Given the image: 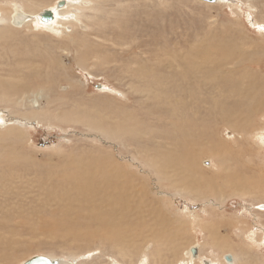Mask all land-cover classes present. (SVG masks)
<instances>
[{"label": "rangeland", "instance_id": "374dc122", "mask_svg": "<svg viewBox=\"0 0 264 264\" xmlns=\"http://www.w3.org/2000/svg\"><path fill=\"white\" fill-rule=\"evenodd\" d=\"M84 12L87 32L71 28L65 39L50 30L0 26V120L11 124L9 130L0 125V178H15L9 190L0 185V264H23L37 255L60 264H177L193 244L199 246L196 264L229 253L235 264H264V138L256 136L264 130V0H95ZM175 52L194 54L195 61L206 55L209 65L201 69L216 79L203 86L178 76L175 84L168 67ZM241 53L251 61L234 65ZM187 88L218 104L190 108L201 124L195 134L208 145L198 147L196 178L179 185L160 179L153 165L159 152H175L173 140L180 137L167 97L158 96L165 91L173 98ZM235 91L239 95L232 93L236 98L222 112L224 124L220 107ZM245 114L252 119L243 125ZM85 162L98 170L87 192L106 190L97 198L108 205L109 195L117 203H141L123 223L133 224L140 213L150 227L127 232L124 226L123 241L132 240L126 246L116 245L121 215L108 218L110 232H97L82 207L69 221L61 218L54 205L59 196L41 189L44 177L59 179ZM105 175L110 184L102 183ZM76 195L65 198L70 208L85 202ZM215 237H221L218 245ZM127 246L138 252L122 255L119 249Z\"/></svg>", "mask_w": 264, "mask_h": 264}, {"label": "bare ground", "instance_id": "6f19581e", "mask_svg": "<svg viewBox=\"0 0 264 264\" xmlns=\"http://www.w3.org/2000/svg\"><path fill=\"white\" fill-rule=\"evenodd\" d=\"M2 1L3 0H1V2ZM25 1H27L28 3L22 2L21 0H6L5 3H3L4 6H2L0 3V26H2V25L7 26L14 31H18V30L26 28V29H29L30 31L38 30L41 33L44 32V29H45V30H50L53 34H56L59 38L65 39V38L70 37V34H68L69 33L68 30H70L71 28L72 29L78 28L83 33L87 32L89 27L87 24L82 23L81 18L83 16H85V12H84L85 6L89 5L91 2H93L95 0H58L56 3L49 1V2H47V4L42 3L41 0H25ZM61 1H64V5L60 7L59 3ZM229 1H231V0H221L217 3H222V2L227 3ZM45 10H50L53 12V14H54L53 22H47V23L41 22L40 16ZM32 17H35V20H32ZM259 28H261V27H259ZM3 31H4V29H3ZM261 35H263V34H261ZM60 49H63V51H65L64 50L65 48H60ZM172 54H170L168 56V57H171V60L168 62L169 63L168 67L171 69V74H172L170 79H172V81H174V83H175V81H179L178 76H180L183 80L190 79L192 81H195L197 84L201 83V84H203V86H209L210 81L212 82L216 79L217 75L214 74V75L209 77L210 72H208L207 70L201 69V68H206L209 65V61L207 59L208 57L206 55H204L199 61H195L194 54H188L189 57L187 54L180 55L176 52L174 53V55H172ZM238 56H239L238 57L239 60L237 62L234 61L233 62L234 65L239 66V65L246 63L247 61L250 60V59L245 60L246 57L244 56L243 53H241V55H238ZM54 57H55V55H54ZM179 57L183 58V60L178 59ZM61 63H60V65H61ZM211 65L215 66V64L212 62H211ZM217 66H220V65H217ZM141 72H142V70H140V69L137 71V73H141ZM173 73H177V75H175ZM233 76H234V72H233ZM15 80L19 82L22 80V78H21V76H19V77H16ZM14 81L12 83H10V91H12V92L16 91L15 85H17V84ZM175 84H177V83H175ZM189 86H190V82H188V84H187V87H189ZM249 87H251V85H249ZM179 88H181V87H179ZM1 91H4L6 93L7 89L1 88ZM179 93L180 94L177 93L178 95H176V96L172 95L173 98H170V94L163 91L158 96L159 101L162 99H165L167 97L166 101L169 104L168 112L170 114H172L176 119V122L174 125L176 127H178L177 132L180 133V135H179L180 137L177 140H173V144H174L173 148H174L175 152L172 153L169 149H167V152H165V153L159 152L157 154V156L155 155L156 156L155 160H153L151 158L150 159L153 160V165L157 168L158 176H160V179L167 178V179L172 180L173 184L178 183L179 185L180 184L185 185L186 182L189 183V180L196 178L197 173H199L198 169L201 170V167H199V164L197 163V158L199 157V155L203 151V149L202 148L199 149L198 147H200L202 145L204 148H206V146L208 145V142L202 143L204 138L201 141L200 135L195 134L197 132L196 128H200L201 124L200 125L197 124V120H196L197 115L192 113L190 111V108H197L200 106L199 104H208V105L215 107L218 104V100L213 98L210 94L205 96L204 99H199V98H197L195 91L192 90V92H191V89H189V88L183 89V90L179 91ZM232 93L235 94V93H237V91L229 92L228 99H226L225 102L223 104H221L220 116H222L223 119L220 118V120L222 123H224V122L227 124L229 123L225 118L227 116H225L222 112L228 111V110H226L227 107L229 108V106L226 107L227 101H229V99L232 97H233V99L236 98L235 96H233ZM181 94H184V95H181ZM235 95L237 96L239 94H235ZM249 98H251V97H249ZM236 105H237V103H236ZM232 108H233V106H232ZM235 112H237V111H235ZM209 114L210 113L203 114L202 117L206 118L207 115L209 116ZM35 117L38 118L39 113ZM214 118L217 119V117H214ZM245 118L247 120H244L245 122L243 125H246L245 123L248 124L249 119H252L251 116L248 117L247 114H245ZM204 120H206V119H204ZM1 122L5 123L4 118H3V120L2 119L0 120V125L2 124ZM5 125L8 126L7 123H5ZM95 125L97 127H100V125L98 123H95ZM10 127H11V124L6 129L9 130ZM122 132H124L122 129L119 132H117V130H116V133L114 134V136L120 137L121 136L120 133H122ZM263 133H264V130H263V132L259 131L256 134V136H258V137L261 136L264 138ZM207 139H208V137H207ZM77 161H76V163H77ZM81 161H83V160H81ZM81 161H79L78 164L81 163ZM227 161H229V160H227ZM203 162L204 161H202V163ZM222 164H224V163H221V165ZM77 168H78V170L76 169L73 171V169H72L71 171L66 170L64 173L62 172L63 174L60 175L59 179L57 178L58 177L57 176L56 180L54 179V177H55V175H53L54 173H52V175L49 174L48 176L44 177L43 181L40 182L41 183L40 186H41V189L43 191H46V192L48 191V193L55 192L56 193L55 195L59 196V200H56L54 202V205L57 206L58 209L60 208L59 209L60 210L59 215H62L61 218H65L66 220L69 221L70 219H69L68 215L70 214V212L76 211L79 214L80 213L79 208L82 207L81 210L87 211V216H88V214H91V218H90V216H88V217L90 218V220H92V222H90V224L95 226L94 231L110 232L111 229L106 225L108 224L107 223L108 218L111 217L112 214L121 215V217H122L121 220L123 223V218H124L125 213L127 212V213L131 214L132 213V207H135L136 210L140 209L141 203L140 204L138 203L135 205H132L130 203L131 201L130 202L126 201V202H124V204L117 203L115 201V199L113 198L114 197L113 195H111V196L109 195V199H107L109 201V205L106 204L105 202L99 200L97 198V196H103L106 193V190H100L97 193L94 190H90L91 193L86 191L87 188L97 184V182L94 181V178L98 173L97 168H95L94 165L88 166L87 163L85 166H83V164H80V166ZM155 171H156V169H155ZM53 172H54V170H53ZM3 177L4 178H0V180H2V183L0 185H5V189L9 190L11 188L12 181H15L14 180L15 178H13L12 176L5 177L4 175H3ZM5 179L6 180L8 179L7 184H3V180L5 181ZM23 181L24 180H20V182H23ZM102 183H104V184L109 183L110 184L108 176H106V175L104 176ZM195 183H197V182H195ZM209 184H211V183H209ZM33 185H34V183H33ZM204 185H205V183H204ZM29 186H30V184H29ZM210 186H213L215 189L220 190V188L217 187V185H214L213 183ZM235 186L236 185L232 186V188H233L232 190H237V187H235ZM115 189H116V187H115ZM184 189H186V188H184ZM50 190H52V191H50ZM117 190H119V189H117ZM130 190H132V189H130ZM70 192L78 193V195H76V196L84 197L83 199L85 202L80 204V201H79L75 207L70 208L65 202V198ZM120 193H123V192H120ZM22 194L23 193H18L16 195V197L13 199H16L17 201L21 200ZM120 199H121V197H120ZM123 200H125V198ZM107 207H108V210H107ZM11 209L14 210V207H11ZM50 210H51V207H50ZM21 211H22V209H21ZM133 217H135L134 218L135 222L133 224H131L129 222L121 224L120 235H117L118 238L116 240L117 246H121V244L123 245L124 242L126 244L132 242V240H127V239H126L127 241H123V236H122L121 232L124 231V226L128 229L127 232H130V230H132L134 227L136 229H144V228L150 227L149 223L143 222L142 219H139V217H143V214L137 213ZM10 222H11L10 225L12 227H16V225H17L16 221L13 220ZM158 223L159 222H155V225H157ZM182 224H184V223H182ZM85 229H87L86 231L89 230L86 227H85ZM167 231L169 232V230H167ZM78 233H83V232H78ZM179 233H180V231H179ZM72 234L74 235L76 233L75 232L70 233L69 235H72ZM170 234H168V235H170ZM177 236H178V234H177ZM142 237H144V236L142 235ZM215 238H216L215 245H218L221 242V237H215ZM250 238L253 239V235H251ZM169 239H171V237ZM110 240H113V239H110ZM171 241L172 240H170V242H168V243L172 244L173 241L172 242ZM126 244H125V246H126ZM145 246H143V247H145ZM169 246H171V245L169 244ZM172 247H174V246H172ZM194 247L199 248V246L197 244H193V245L189 246L184 251L183 257L181 259H179V262L177 264H196L197 262L192 258V253H191V249ZM147 249H148V247H145V250H147ZM143 250H144V248H143ZM119 252L122 255H125L127 252L128 253L130 252L131 254H135L138 252V249L136 247L127 246L126 249H124V248L119 249ZM126 255H128V254H126ZM227 255H230L233 258L232 264H235L236 263V258H235L236 256H234L232 253H229ZM227 255H224L221 261L218 260V261H215L214 263H212L209 260H207V261L210 262L209 264H228V262H226V260H225V256H227ZM201 262H202V259L199 261V264H201ZM202 264H204V262H202Z\"/></svg>", "mask_w": 264, "mask_h": 264}, {"label": "water", "instance_id": "95a60500", "mask_svg": "<svg viewBox=\"0 0 264 264\" xmlns=\"http://www.w3.org/2000/svg\"><path fill=\"white\" fill-rule=\"evenodd\" d=\"M206 3H217L221 0H200ZM64 5V1H61L59 3V6H63ZM41 22L47 23V22H53L54 20V14L52 11L50 10H45L41 16H40ZM210 162L209 161H205V165L209 166ZM191 253H192V258L194 260L199 258V248L198 247H194L191 249ZM225 260H227V262H232L233 258L230 255L225 256ZM204 264H209L210 262L207 260H203ZM23 264H60V261L58 259H52L43 255H37L34 256L30 259H28L27 261H25Z\"/></svg>", "mask_w": 264, "mask_h": 264}]
</instances>
